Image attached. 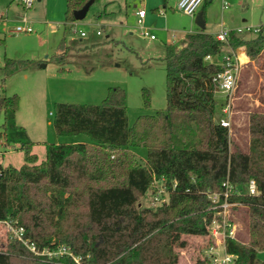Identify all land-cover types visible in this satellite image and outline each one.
Returning <instances> with one entry per match:
<instances>
[{"label":"trees","instance_id":"obj_1","mask_svg":"<svg viewBox=\"0 0 264 264\" xmlns=\"http://www.w3.org/2000/svg\"><path fill=\"white\" fill-rule=\"evenodd\" d=\"M87 1L66 0L65 21H75L73 11ZM228 46L255 59L264 34L245 39L231 33ZM224 47L204 30L187 33L181 47L165 44L166 109L141 114L132 126L120 87L109 88L101 104L57 103L55 133H84L90 143H46L40 162L26 129L16 122L18 97L0 89V143L4 151L24 154L20 167L0 164V222L23 227V237L38 250L68 246L80 264H176L174 247L186 246L185 236L206 237L203 248L210 245L215 210L208 194L221 193L227 182L237 189L230 201L246 209L248 239L227 238L226 250L236 255L233 264H264L258 257L264 250V113L249 115L248 150L232 149L227 127L214 118L211 82L221 70L214 59ZM61 48L58 63L66 53ZM12 62H4L6 76L14 72ZM148 98L145 90L144 105ZM138 146L147 149L144 164L133 151ZM251 179L256 195L246 191ZM159 181L167 200L155 208L141 206L139 198ZM39 193L45 202L36 198ZM204 249L194 264H211ZM0 264L75 262L65 254L35 255L10 237L0 249Z\"/></svg>","mask_w":264,"mask_h":264},{"label":"rangeland","instance_id":"obj_2","mask_svg":"<svg viewBox=\"0 0 264 264\" xmlns=\"http://www.w3.org/2000/svg\"><path fill=\"white\" fill-rule=\"evenodd\" d=\"M32 1L27 7L19 0H0V38L3 40L0 43V89L7 96L18 97L16 122L26 129L33 142L31 152L39 160L45 159L46 143H90L84 133L73 136L55 133L53 121L57 103L101 104L109 88L120 87L125 93L128 126H132L141 114L152 115L165 110V44L181 47L187 33L198 31L197 13L204 12V31L212 35L222 29L264 24V0H202L193 16L177 9L178 0H97L90 5L85 17L75 20L72 25L64 20L66 0ZM104 7L107 14H101L98 19L96 10ZM136 8H144L151 14L158 9L156 14L160 10L165 18L159 23V16H156L155 24L149 25L146 19L139 25L134 15ZM22 19L28 22L32 32L11 33ZM97 30L100 35L95 34ZM81 32L85 35L81 36ZM62 45L66 53L63 61L58 63L55 55ZM226 51L223 48L215 60ZM237 51L241 63L236 89L230 99L227 129L230 147L238 146L247 151L249 115L264 113V48L255 59H250L244 51ZM6 58L13 61L9 69H14L8 76L3 71ZM145 90L148 91V105L143 103ZM215 99L218 109L214 118L218 120L224 98L217 93ZM2 119L0 114V125ZM133 151L144 164L147 149L138 146ZM4 152L0 144L1 165L20 167L24 163L21 150L10 154ZM160 188H163L161 182H154L139 198V204L151 208L160 205L161 199L167 197L165 191L159 195ZM40 195L36 198L45 202V197ZM76 211L81 212L80 209ZM229 217L236 226L234 238L247 242L244 206L234 208ZM12 236L7 224L0 222V249H5ZM184 238L186 246L174 247L176 264H194L204 249L206 237L187 235ZM258 257L264 260V250Z\"/></svg>","mask_w":264,"mask_h":264},{"label":"built area","instance_id":"obj_3","mask_svg":"<svg viewBox=\"0 0 264 264\" xmlns=\"http://www.w3.org/2000/svg\"><path fill=\"white\" fill-rule=\"evenodd\" d=\"M23 2L27 7L32 5V0H19ZM202 0H178L177 9L183 12L184 14L193 16L200 5ZM135 14L137 15V23L139 25L143 24V18L145 16V10L139 8L136 10ZM74 21L70 23L73 24ZM142 27V26H141ZM11 33H30L32 28L25 19L21 20V23L16 25L13 29L10 30ZM231 33L241 34L249 33L252 35L264 34V24H260L254 27H245L243 29H222L217 32L214 37L220 42H224L225 46H228V37ZM97 34H100V31H97ZM81 36H84V32L80 33ZM143 35H148L146 32H143ZM152 38L153 36L150 35ZM207 59H211L207 56ZM241 60L238 57L237 53L230 49H227L225 54L221 56L219 65L221 70L216 72L212 78L211 82L213 84V92L215 94H221L224 98V101L221 104V114L218 119V123L223 127H229L230 125V108L231 103L230 99L234 93L237 85V73L240 67ZM160 182V181H159ZM163 188L159 189V195L161 192H166L163 183L161 182ZM224 190L221 193L210 192L209 199L212 202V209L215 210L214 216L208 226L210 245L206 247L203 252L204 255L210 260L211 264H233L236 255L227 252L225 241L227 238H234L236 226L234 222L230 219V214L233 211V208L240 206L238 202L230 201L229 196L237 192V189L229 185L227 182L224 184ZM246 191L249 195L258 194V189L256 187L255 181L253 179L249 180ZM168 195V194H167ZM166 198L161 199V203L165 202ZM5 223V222H4ZM8 230L12 233V238L21 241L32 253L35 255H46L48 257H57L58 255H69L73 258L75 264H80L78 256L73 255L69 247L62 245L55 250H38L33 244L29 243L24 237V229L21 226H14L10 222H6Z\"/></svg>","mask_w":264,"mask_h":264},{"label":"crops","instance_id":"obj_4","mask_svg":"<svg viewBox=\"0 0 264 264\" xmlns=\"http://www.w3.org/2000/svg\"><path fill=\"white\" fill-rule=\"evenodd\" d=\"M94 1H97V0H94ZM165 2V1H164ZM92 4H93V2H92ZM91 4V5H92ZM134 7H135V5H134ZM137 9V8H136ZM139 9V8H138ZM144 9V8H143ZM145 10V9H144ZM97 12V14L95 15L98 19H100L101 18V14H107V8H103V10H96ZM154 11H155V13L154 12H152V13H154V14H151V13H148L146 10H145V16H144V18H143V20H146L147 19V23L149 24V25H153V24H155V21H154V19H156V16H159V23H162L163 21V19L165 18V14H163V12L162 11H160L159 10V13H157L156 14V12H158V9L157 10H155L154 9ZM164 11V10H163ZM135 12L136 11H134V15H135V17H136V19H137V15L135 14ZM113 13H115V12H113ZM117 13V12H116ZM118 13H120V12H118ZM204 12L202 11V14H203ZM87 14V13H86ZM159 14V15H158ZM116 15V14H115ZM203 17H204V14H203ZM65 20V19H64ZM205 21V20H204ZM72 21H66V24H70ZM205 28V27H204ZM199 30H204V29H200L199 28ZM198 30V31H199ZM97 31H99V30H97ZM97 31L95 32V34L96 35H100L101 34V32H100V34H97ZM234 35H236V36H241V37H243V38H245V39H248V38H252V37H254L255 35H253L252 37H246L245 36V34L244 33H241V34H236V33H233ZM246 34H249V33H246ZM185 37V36H184ZM184 39V38H183ZM183 39H182V41H183ZM224 48H226V49H230V47L229 46H225ZM232 50H234V49H232ZM237 50H241V51H244V54H246L245 53V50H243V48H236L234 51L237 53L238 51ZM57 54V53H56ZM221 59V58H220ZM220 59L219 60H215L216 62H218L219 63V61H220ZM2 146H3V144L2 143H0ZM32 148H33V146H32ZM32 148H31V151H32ZM14 150H11V149H8L7 151H5L4 152V154H10L11 152H13ZM38 158V157H37ZM42 160V159H41ZM41 160H39L38 159V161L37 162H40ZM9 165H11V164H9Z\"/></svg>","mask_w":264,"mask_h":264},{"label":"water","instance_id":"obj_5","mask_svg":"<svg viewBox=\"0 0 264 264\" xmlns=\"http://www.w3.org/2000/svg\"><path fill=\"white\" fill-rule=\"evenodd\" d=\"M94 0H88L81 8L73 11V18L75 20H81L85 17L90 5ZM195 23L200 29H204L205 21L202 12L195 15Z\"/></svg>","mask_w":264,"mask_h":264}]
</instances>
